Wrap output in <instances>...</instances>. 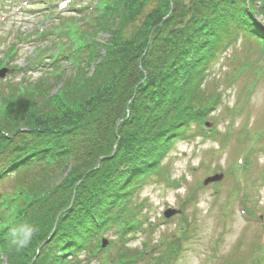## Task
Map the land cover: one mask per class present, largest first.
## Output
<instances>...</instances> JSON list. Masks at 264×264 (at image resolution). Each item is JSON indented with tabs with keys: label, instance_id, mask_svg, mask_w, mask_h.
<instances>
[{
	"label": "trees",
	"instance_id": "16d2710c",
	"mask_svg": "<svg viewBox=\"0 0 264 264\" xmlns=\"http://www.w3.org/2000/svg\"><path fill=\"white\" fill-rule=\"evenodd\" d=\"M97 5L84 30L60 29L53 64H45L54 69L0 95V258L7 264H84L79 257L98 256L107 233L125 241L142 229L133 197L219 110L221 95L208 80L223 51L243 35L264 55V0ZM42 51L35 69L44 65ZM22 222L39 230L18 251L10 229ZM174 250L159 264L173 262ZM129 254L118 248L115 264H135Z\"/></svg>",
	"mask_w": 264,
	"mask_h": 264
},
{
	"label": "rangeland",
	"instance_id": "374dc122",
	"mask_svg": "<svg viewBox=\"0 0 264 264\" xmlns=\"http://www.w3.org/2000/svg\"><path fill=\"white\" fill-rule=\"evenodd\" d=\"M61 2L0 0V61L13 56L8 66L0 63V73L8 70L0 75V95L9 86L36 81L49 72L51 66L45 64H53L49 57L59 47V38L41 40L40 34L56 36L60 29L65 34L71 26L84 30L81 22L94 13L90 7L96 3L73 0L63 10ZM68 18L76 21L66 24ZM258 44L239 37L211 70L208 88L220 94L222 102L204 129L218 135L207 140L196 134L178 142L133 197L131 212L142 229L125 242L115 231L107 233L103 254L89 264H115L120 247L129 250L127 258L137 259L135 264H159L157 258L171 252V242L183 233L187 239L180 243L181 255L174 264H264V55ZM39 48L44 65L35 69ZM214 176L223 179L205 184ZM79 259L87 263L84 255ZM0 264H7L5 257Z\"/></svg>",
	"mask_w": 264,
	"mask_h": 264
},
{
	"label": "clouds",
	"instance_id": "9594fccd",
	"mask_svg": "<svg viewBox=\"0 0 264 264\" xmlns=\"http://www.w3.org/2000/svg\"><path fill=\"white\" fill-rule=\"evenodd\" d=\"M38 226L29 222H22L10 229V245L16 250H23L30 246Z\"/></svg>",
	"mask_w": 264,
	"mask_h": 264
},
{
	"label": "water",
	"instance_id": "95a60500",
	"mask_svg": "<svg viewBox=\"0 0 264 264\" xmlns=\"http://www.w3.org/2000/svg\"><path fill=\"white\" fill-rule=\"evenodd\" d=\"M5 72H1L0 75H4ZM223 179L222 176H216V177H213V178H210L208 181H207V184L208 183H211V182H218V181H221ZM172 214V212H169V214H167V217L170 218V215ZM105 245H106V242H104Z\"/></svg>",
	"mask_w": 264,
	"mask_h": 264
}]
</instances>
